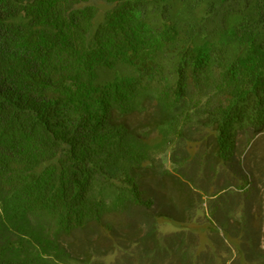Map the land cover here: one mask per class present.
<instances>
[{"label":"trees","instance_id":"obj_1","mask_svg":"<svg viewBox=\"0 0 264 264\" xmlns=\"http://www.w3.org/2000/svg\"><path fill=\"white\" fill-rule=\"evenodd\" d=\"M156 167L213 197L264 171V0H0V264H65L63 239L131 205L147 264H223L157 232L200 217L152 209Z\"/></svg>","mask_w":264,"mask_h":264},{"label":"rangeland","instance_id":"obj_2","mask_svg":"<svg viewBox=\"0 0 264 264\" xmlns=\"http://www.w3.org/2000/svg\"><path fill=\"white\" fill-rule=\"evenodd\" d=\"M107 8L104 3L100 5L101 12ZM155 157L158 166L160 156ZM165 166L171 167L168 161H165ZM249 166L254 167V163L249 161ZM156 169V172L148 171L141 178L143 192L147 188L150 190L143 198L157 192L172 194L173 198L161 197L162 201L156 203V200L152 209L159 210L158 205L166 204L165 208L169 211L172 205L168 204H194L198 211L194 210L193 218L199 220L200 217L199 222L160 219L157 223L160 236L170 235L176 230L196 232L203 253L215 251L218 261L223 264L226 260V264H264V171H254L251 189L245 190V193L229 187L213 197L210 195L212 191L192 194L182 181L181 184L173 182L171 177L155 176L158 167ZM142 208L131 205L125 210L123 207V212L108 211L100 223L91 222L86 228L63 239L61 244L67 253L63 257L64 263L147 264L145 259L136 256L139 237H142L139 231L145 220V216L141 215Z\"/></svg>","mask_w":264,"mask_h":264},{"label":"crops","instance_id":"obj_3","mask_svg":"<svg viewBox=\"0 0 264 264\" xmlns=\"http://www.w3.org/2000/svg\"><path fill=\"white\" fill-rule=\"evenodd\" d=\"M166 212V211H165ZM162 220H167V218H162Z\"/></svg>","mask_w":264,"mask_h":264}]
</instances>
